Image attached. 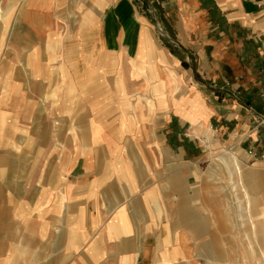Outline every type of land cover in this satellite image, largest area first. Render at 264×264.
<instances>
[{
  "label": "crops",
  "instance_id": "obj_1",
  "mask_svg": "<svg viewBox=\"0 0 264 264\" xmlns=\"http://www.w3.org/2000/svg\"><path fill=\"white\" fill-rule=\"evenodd\" d=\"M0 18L3 52L27 27L23 64L0 65V264L250 262L264 0H0ZM25 144L45 157L8 154Z\"/></svg>",
  "mask_w": 264,
  "mask_h": 264
},
{
  "label": "rangeland",
  "instance_id": "obj_2",
  "mask_svg": "<svg viewBox=\"0 0 264 264\" xmlns=\"http://www.w3.org/2000/svg\"><path fill=\"white\" fill-rule=\"evenodd\" d=\"M140 9L142 11H145L146 13H148L145 7L141 6ZM3 11H4V8H1V12H3ZM0 19L3 20V22H2L3 23L2 24L3 25V28H2L3 33L1 31V29H0V35H7V33H9L10 30H11V27H10L11 24H10V22H7L6 19H2V18H0ZM77 24L78 23L73 24V25H75V28L77 27ZM64 25H65L64 28L61 27V29H67L68 26H69V24H64ZM116 26H118V24H116V23H114V25H112L113 30H117ZM18 27H19L18 30L21 33V35H19V37L16 40L15 39H10V41H13V42L9 41V44H8L10 46V48H11V50L8 48L11 51V52L9 51L10 54L7 51L3 52V48L5 47L6 42H7L6 38L8 36L6 38H1L0 39V65L4 61H10V62L14 61V62L22 63V64L24 62L23 61L24 56H22V54L24 52V49L25 48L27 49V27L24 26L23 24H19ZM2 40H4V42H2ZM61 41H62V39L53 40L52 41L53 48H54V46L60 47L59 45H60ZM4 49H6V48H4ZM5 89H7V88H5ZM42 107H43V109L52 110V109H54V104H51V103L50 104H43ZM58 124H59V122H58ZM261 127H264V126H261ZM257 128H260V127L257 125ZM18 129L19 128L17 127V130ZM194 138L196 139V137H194ZM199 140H200V138L198 139V141ZM12 141L16 142L13 137H12ZM202 141L206 142L205 140H202ZM23 147H26V148L25 149H20V147L18 145L19 149L11 150V151L8 152V154L9 155H13V157L16 158V159H22V160L33 159L34 157L37 158V159H42V158L45 157L44 156V152H27V144H25ZM3 152L4 151H1V154H0L1 157L6 155V153H3ZM30 153H32V154H30ZM34 153H36V154L34 155ZM225 154H227L230 157L232 156L231 154H229L227 152H225ZM248 154H249L250 158H253V157L258 158V157L262 156V155H258V154L255 155L254 151L249 152ZM234 157H236V156H234ZM20 170H23V167L22 168H20V167L12 168V171H13V173H16V176H19ZM26 175H27V173H26ZM34 175H36V172H33L32 176H34ZM256 217L257 216H255V218ZM238 233L240 235V238H239L240 242H242V245L238 247L239 251L243 255L244 259H247V257H248V259L250 260L249 263L245 262V263H239V264H264L262 262V260H261L262 256H263L262 255V250L264 249V246H263L264 245V241H263V239L259 237L257 243L252 240V242L254 243V248L256 250V254L251 255V253L249 251H251L250 249H251L252 246H251V240L248 237V236L251 235V231L247 230V229H243V231H242V229H241L240 231H238ZM241 235H243V236L246 235L247 237H245V236L241 237ZM247 241H248L249 244L247 243ZM18 258L24 259L25 257L22 256V258L21 257H18ZM253 260H255V262ZM14 264H27V262H15ZM225 264H232V263H225ZM233 264H237V263H233Z\"/></svg>",
  "mask_w": 264,
  "mask_h": 264
},
{
  "label": "built area",
  "instance_id": "obj_3",
  "mask_svg": "<svg viewBox=\"0 0 264 264\" xmlns=\"http://www.w3.org/2000/svg\"><path fill=\"white\" fill-rule=\"evenodd\" d=\"M215 88H219V87H218L217 85H215ZM221 88H222V87H221ZM258 126H259V127L264 126V116H262V118H261V120H260Z\"/></svg>",
  "mask_w": 264,
  "mask_h": 264
},
{
  "label": "bare ground",
  "instance_id": "obj_4",
  "mask_svg": "<svg viewBox=\"0 0 264 264\" xmlns=\"http://www.w3.org/2000/svg\"><path fill=\"white\" fill-rule=\"evenodd\" d=\"M14 37H16V35H14ZM2 42H4V40H2ZM83 134V133H82ZM78 137V136H77ZM79 138H81V137H79ZM81 144H83V143H81ZM27 251V250H26ZM26 251H21V252H24V253H27Z\"/></svg>",
  "mask_w": 264,
  "mask_h": 264
}]
</instances>
